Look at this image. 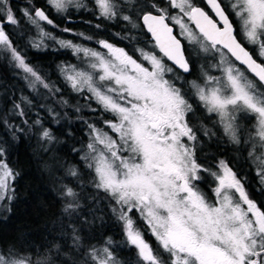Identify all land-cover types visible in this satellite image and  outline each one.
<instances>
[{"label":"snow or ice","instance_id":"obj_1","mask_svg":"<svg viewBox=\"0 0 264 264\" xmlns=\"http://www.w3.org/2000/svg\"><path fill=\"white\" fill-rule=\"evenodd\" d=\"M167 2V8L155 3L146 5L154 11L141 8L134 20L124 10L139 7L136 0H92L94 9H88L84 0H46L57 14L67 13L69 8L85 9L108 21L119 17L133 29L140 27L138 20L142 21L160 55L138 48L140 60L107 40L98 41L107 50L105 53L55 37L41 23L55 26L54 21L43 8L31 6V0V10L24 8L21 12L36 29V36L29 39L31 47L47 48L46 41L51 40L59 48L71 49L85 58L83 67L63 64L60 71L74 91H87L102 112L112 116L101 121L109 131L85 121L89 142L81 159L90 170L91 186L111 201L109 210L122 225L124 242L135 249L137 264H264V209L250 197L246 180L229 160L217 158L211 166L198 160L197 149L202 142L197 133L209 139L216 133L202 122H191L199 117L188 98L190 94L195 97L207 119L215 117L214 127L229 144L247 153L264 189V0H227L226 4L223 0H205L212 15L193 0ZM169 8L176 9V14L170 15ZM170 22L179 25L178 35L173 34ZM19 24L11 0H0V53L10 57L33 90L39 84L54 95L59 89L26 61L5 30L7 25ZM76 34L84 37L82 32ZM207 54L215 62L205 68L198 59ZM194 67L200 70L195 80L185 81L177 74L191 76ZM212 70L219 75L211 74ZM22 99L31 104L27 97ZM14 107L18 115L24 116L19 104ZM48 111L59 123V114ZM75 111L79 112V107ZM243 115L255 118L250 129L241 125ZM4 123L14 128V140L18 139L17 131L24 132L23 128ZM33 123L39 126L41 142L51 145L56 141L52 129L44 127L42 120ZM7 157L8 149L0 143V210L10 212L5 202L14 199L13 184L19 172L10 166ZM67 175L82 184L75 166L68 168ZM205 175L215 184L210 188L211 199L199 187ZM60 195L63 216H75L87 225L92 221L81 212L88 211L95 220H103L84 208L81 192L74 187L62 184ZM134 212L155 238L159 252L136 227ZM69 227L72 246L82 257L72 264H125L114 250L116 242L112 237L86 245L79 230L74 225ZM53 250L60 253V245L53 244L49 253ZM0 264L55 261L50 254L34 260L14 246H7L0 247Z\"/></svg>","mask_w":264,"mask_h":264},{"label":"trees","instance_id":"obj_2","mask_svg":"<svg viewBox=\"0 0 264 264\" xmlns=\"http://www.w3.org/2000/svg\"><path fill=\"white\" fill-rule=\"evenodd\" d=\"M152 1L136 0L139 8L137 10L127 8L124 14L132 15L136 20V13H140L141 8L144 11L153 10L146 6ZM84 2L88 9H94L92 0ZM11 5L16 18L20 21L18 27L7 25L5 28L13 44L46 82L55 87L58 83L65 87L66 80L59 70V65L68 59V50L59 48L51 40L46 41L47 48L31 47L29 39L36 36V29L27 23L21 12L24 8L31 10L29 0H11ZM31 6L43 8L47 12L55 26L41 22L42 26L57 38L66 37L67 32H63L62 29L69 26L75 37L79 36L76 33L81 32L87 36L101 37L100 33L94 31L96 24L93 21L104 19L93 15L90 10L69 8L67 13L57 14L47 5L46 0H31ZM68 19L76 21L68 24ZM117 20L121 22L99 24L102 28L112 30L110 33L114 36V42L133 51L138 43L146 41V34L140 31V27L133 29L119 17ZM138 22L140 23L139 20ZM118 28L121 30L116 31ZM129 36L132 38L129 39ZM184 43L187 47L185 41ZM23 97H27L31 104L24 101ZM61 101H67V104ZM16 104L23 108L24 116L18 115V110L14 107ZM73 105L74 107L71 100H59L56 93L51 94L39 84L33 90L29 86V81L24 79V73L14 66L10 57L0 53V143L8 149L7 158L10 166L19 172L13 184L14 199L5 202L9 204L11 211L0 210V247L14 246L31 255L34 260L50 254L55 264H72L73 260L82 259L72 246L69 225H74L86 245L99 244L110 236L116 242L114 250L119 258L125 264H137L134 248H129L124 242L122 225L109 210L111 201L105 193L97 192L91 186L90 170L81 159L87 151L85 145L89 142L86 118H83L84 111L90 106H96V103L90 100L85 106L78 103ZM76 107H79V112L75 111ZM49 109L59 114L57 117L59 123L54 122ZM37 119L43 121L44 127L52 129L57 138L53 144L48 145L39 140V126L33 123ZM24 120H27V125L23 123ZM4 121H7L8 125L24 129L23 133L18 131L15 133L17 140L13 139L14 128L10 129ZM72 166L79 170L81 185L77 184L76 178L67 175L68 168ZM62 184L70 185L81 192V203L84 208L91 209L95 216L103 217V220H95L88 211L81 212V216L92 221L87 225L81 223L75 216L71 219L63 216L61 209L64 202L60 195ZM53 244L60 245V253L54 250L49 253ZM65 253L67 255H64Z\"/></svg>","mask_w":264,"mask_h":264},{"label":"flooded vegetation","instance_id":"obj_3","mask_svg":"<svg viewBox=\"0 0 264 264\" xmlns=\"http://www.w3.org/2000/svg\"><path fill=\"white\" fill-rule=\"evenodd\" d=\"M197 6L205 8L206 11H209L205 4V0H193ZM223 2L226 4L227 0H223ZM157 4L159 7L162 8H167L168 7V2L167 0H153L151 2ZM149 11H154V10H149ZM177 12L176 9H171L169 8V14L170 15H175ZM155 13V12H154ZM209 14L212 15V13L209 11ZM215 18V17H214ZM76 20H71L68 19L67 22L72 23L75 22ZM87 22V21H82ZM96 25L100 23H106V24H111V23H119L121 21L119 20H95L93 21ZM185 23H188L187 19H185ZM171 25H173L176 29V35L180 32L179 25H175L172 22H170ZM191 27H194L190 25ZM69 29L70 26H69ZM120 31L121 29H117L116 31ZM94 31L96 33H100V36L94 35V36H87L84 35V37L78 36L75 37L72 32H67L66 37H60L63 40H71L75 44L82 45L83 47L90 48L96 51L100 52H105L107 50L103 49L101 45L98 44L99 40H107L110 43L116 45L117 47L124 48L125 51L129 53V55H132L134 58L140 60L139 53L136 52V49H144L146 52H156L157 55H160L158 49L153 47V42L154 40L152 37L149 35L148 31L146 28L143 26L142 21H140V31L144 32L146 34L145 40L142 43H138L133 51H130L126 49L124 46H121L120 44H117L114 42V36L110 33L112 30H108V28H95ZM85 37H91V39H86ZM183 40V39H182ZM184 42V41H183ZM186 46V45H185ZM247 46V45H246ZM65 49V48H64ZM69 56L72 55V57L68 56V59L66 61H63L61 65L63 64H71V65H76L79 63L78 61V56L72 52L71 49H67ZM74 57V58H73ZM215 61L211 59V54H207V56H201L198 59V64L204 65L205 68H207V65L214 63ZM165 63H170L169 61L165 60ZM59 65V70L60 66ZM178 75H182L185 81L189 80H195L198 78L200 74V70L198 67H194V74L189 76L187 74L183 73H177ZM213 75H219V72L212 70ZM249 79H253V75L248 74ZM183 83V81L181 82ZM186 87V85H185ZM56 88L59 89V92H56V96L58 97L59 100L61 99H67L72 101V106L74 107V103H78L80 105H87L88 101L93 100L90 99L89 96L90 94L87 91H84L83 93H79L74 91L66 82L65 87H61L60 84L58 83L56 85ZM263 89V88H262ZM189 102L192 103L193 107L196 108L197 110V117H199V120L197 121H191L192 123H203L207 125L208 128L213 129L215 131L216 135L212 136L211 139L204 137L202 134L197 133L199 136V139L201 140L202 144L200 147L197 149V158L201 163H204L206 166H211L212 164L215 163L217 158L220 159H227L230 161L232 164L234 170L237 171V174L244 178L246 180L245 183V188L247 192L249 193L250 197L254 199L262 209H264V189L261 188V185L258 181V178L255 174V165L247 159V153L243 151H237L236 148L229 144L226 139L223 138V135L221 131L218 128H215L213 125V121L215 120V117H212L211 120L206 118V113H204L199 105V102L195 99L194 96L191 94L189 95ZM96 103V106H88V109H85L84 111V116L83 118H86V121L88 123H93L96 124L98 128H102L104 131H109L108 128L101 122L102 120L105 119H112L111 114L104 113L102 110L99 108L97 102L93 100ZM72 106L70 107L73 111ZM95 109V111H93ZM240 123L242 126L251 128L255 123V118L252 116L248 115H243L240 119ZM87 137L89 129L87 127ZM215 184L212 180L211 177L205 175L204 181L199 184L200 189L208 196L210 199L212 198V192L210 191V188L214 187ZM133 219L136 221V227L139 228V230L144 234V238L148 243H150L154 249V251H160L158 248V244L155 240V238L150 234V232L147 230V226L143 222L142 219L136 214L135 212L132 213ZM135 250V249H134ZM136 253V252H135ZM161 254L167 259V255L162 253Z\"/></svg>","mask_w":264,"mask_h":264},{"label":"rangeland","instance_id":"obj_4","mask_svg":"<svg viewBox=\"0 0 264 264\" xmlns=\"http://www.w3.org/2000/svg\"><path fill=\"white\" fill-rule=\"evenodd\" d=\"M139 7H136L135 8V10H137ZM138 22V21H137ZM139 23V22H138ZM140 24V23H139ZM56 28H58V26L56 27ZM179 29H180V27H179ZM59 39H62V38H59ZM84 57L83 56H78V61H79V63L78 64H76V66L77 67H83L84 66ZM252 80H254L255 81V79H252ZM257 87H260V85H258L257 84ZM261 91H264L262 88H261Z\"/></svg>","mask_w":264,"mask_h":264},{"label":"water","instance_id":"obj_5","mask_svg":"<svg viewBox=\"0 0 264 264\" xmlns=\"http://www.w3.org/2000/svg\"><path fill=\"white\" fill-rule=\"evenodd\" d=\"M154 14H155V13H154ZM209 15H210V14H209ZM143 26H144V25H143ZM170 26L173 27V34L176 35V29H175V27H174L173 25H171V24H170ZM144 27H145V26H144ZM145 28H146V27H145ZM146 30H147V29H146ZM148 33H149V32H148ZM149 35L152 37V35H151L150 33H149ZM178 38H179V37H178ZM152 39L154 40L153 37H152ZM182 43H184L183 40H182Z\"/></svg>","mask_w":264,"mask_h":264}]
</instances>
